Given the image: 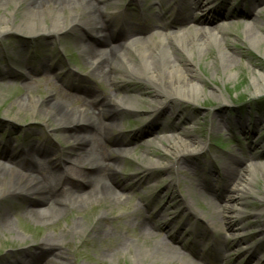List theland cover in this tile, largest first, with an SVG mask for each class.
<instances>
[{
  "label": "rangeland",
  "instance_id": "1",
  "mask_svg": "<svg viewBox=\"0 0 264 264\" xmlns=\"http://www.w3.org/2000/svg\"><path fill=\"white\" fill-rule=\"evenodd\" d=\"M138 1L142 7L154 6V10L159 11L160 0H146L148 4L144 0ZM203 1L208 4L204 6L205 12L212 7L213 21L207 23V29L220 28L226 38L220 46L206 47L200 57L193 54L189 60L185 53H177L179 60L192 68L200 80L203 91L197 99H160L164 102L159 104L154 85L129 78L122 82L119 77L124 88L133 85L141 89L136 94L133 89H127L125 93L134 92L133 97L141 94L145 100L139 101L136 97L132 104L110 111L106 117L114 123L111 134L99 135L97 141H101V149L107 157L114 155V150L120 158L121 169L108 179L114 185L126 184L130 189L122 194V199H132L110 211L106 235L93 238L78 233L71 236L66 249L69 255L66 260L71 264H142L143 260L133 254V249L122 248L117 255L105 253L106 240L110 239L114 244L116 238L123 237L126 241L136 242L141 234L137 226L140 219H145L150 228L158 225V231L154 229L157 235L146 241L145 247L155 245L164 236L183 254L188 246L194 248L195 242H200L201 250H198L205 256L211 253L204 246L210 238L203 236L207 233L217 238H211L209 243L218 240L219 247L224 245L219 253L228 257L226 264L237 260V264H245L251 254L250 260L254 264H264V170L255 171L256 178L244 195L232 190L234 184L227 182L228 172L223 170L230 161L237 169L264 162V88L258 90L253 84L258 81L259 73H264V0ZM0 17H9L6 9H0ZM20 19L18 12L13 23H19ZM221 20L226 21L224 26H219ZM257 22L259 26L255 28ZM187 27L190 25L179 23L168 32L182 33ZM77 30L70 29L60 37L43 34L33 40L11 33L0 40V152L22 157L27 164L29 159L36 164L39 154H44L38 162L43 169L33 172L39 179H43V175L47 178L49 175L51 179L57 172L68 173L72 181L80 182L81 179L75 176L77 169L85 168L75 163L80 148L70 146L66 134L91 130L83 122L55 127L54 121L47 119L42 111L45 104L64 99L72 100V106L80 108L94 91L107 94L115 90L109 77L103 71L95 70L96 60L88 58L84 65L81 59L71 56L78 42L90 38L91 32L85 28ZM12 47L25 55L22 61L16 63L4 59L5 55H11ZM62 47L67 49L72 61L67 60ZM43 55L62 57L70 68L81 74L83 82L72 83L73 89L60 82L65 94L59 92V80L53 71L46 67L31 71L26 67L34 58ZM224 57L233 59L228 68L224 67ZM119 72L123 70L119 69ZM74 85L90 90L78 91ZM124 94L120 93L119 97ZM27 97L38 101L34 111L19 103ZM150 119L153 121L147 123ZM172 135L180 137L182 142L183 151L177 155L164 149L169 147L168 138ZM28 152L35 154L34 159ZM132 184L136 187L131 188ZM28 200L20 193L0 198V222L3 216H8L14 223L11 230L0 229V264H46L49 260L62 259L53 250L38 245V240L45 234L67 231L76 219L90 226L98 212L105 210L98 194L89 196L86 199L88 207L81 211L71 206L73 209L48 220L32 213ZM72 204H81V200H74ZM131 204L140 206L139 210L119 216ZM4 206H9V211H3ZM139 244L143 246V243ZM194 251L197 250L194 248ZM189 258L195 260L194 255L185 254L170 264H190ZM147 264L161 263L149 258Z\"/></svg>",
  "mask_w": 264,
  "mask_h": 264
},
{
  "label": "bare ground",
  "instance_id": "2",
  "mask_svg": "<svg viewBox=\"0 0 264 264\" xmlns=\"http://www.w3.org/2000/svg\"><path fill=\"white\" fill-rule=\"evenodd\" d=\"M119 1L0 0V9H6L9 14V17H0V40L4 35L11 33L24 36L53 34L60 37L62 33L70 29L73 32L78 31L77 29L80 27L85 28L88 33L91 32L97 42L89 43L88 58L96 60L94 63L95 70L104 71L103 73L109 77L111 84L115 88L113 97L117 98L116 100L110 99L104 103L109 94H112L110 91L100 100L101 103L99 102L98 105L89 102L82 104L80 108H76L72 106V100L59 99L54 103L48 101L42 109L45 117L54 121L53 125L55 127L77 122L87 123L90 126L91 133L87 131V133L66 134L69 137L67 143H71L73 147L80 148L75 159V163L77 162L85 167L76 171L75 176L81 179L80 182L72 181L68 173L58 174L57 172L52 175L51 179L49 175L48 178L46 177L47 175H43V179H39L33 172L37 169H43L38 163L40 161L34 164V161L29 159L27 164L22 157H12L10 153L0 152V198L10 197L19 193L24 194L29 198V209L36 216L52 220V218L58 217L65 210H69L71 206L81 211L88 207L86 199L93 195L99 194L102 202H104L105 210L98 212L95 221L90 226L86 225L83 220L76 219L72 221L67 231H60L57 235L45 234L38 240V245L43 246L47 250H53L55 255L62 258L58 260L56 258V261L53 259V262L49 260L46 264H71L69 260H66L69 257L66 252L67 244L73 238L71 236L78 233V235L92 236L93 238L99 235H106L105 226L108 220L111 219L110 211L114 210L116 206L124 204L126 200L132 199L131 197L122 199V194L130 189L126 184L114 185L109 182V176L112 178L114 172L121 169L120 158L115 151H113L114 155L111 154L107 157L101 149V141H97L99 135H110L114 127V123L109 122L106 117L110 110L123 105L126 106L129 103L132 104V101L136 100L137 96L133 97L131 93L124 92L127 89L122 87L121 83L129 78V80H138L147 85H154L156 96L159 100H195L203 91L200 80L194 75L192 68L179 60L177 53H185L189 60L192 59L193 54H198L200 57L206 47L209 45L220 46L226 38L221 33L222 30L220 28L207 29L206 27H200L205 21H209V19L204 20L203 16L198 15L202 11V5H197L198 0H185V3L183 1L185 4L183 7L178 8L175 5L177 9L176 15L175 17L173 16L171 24L168 23L165 28L157 29L161 28V26L155 19V13H151L148 25L152 26V28L147 26L150 32L144 29L146 26L143 25H137L134 28L131 25V21H129V14L127 13L118 34V37L120 36L122 40L118 38L112 39L110 33L112 31L111 20H113V11H110V8L111 5H115ZM163 1L160 0L161 3ZM165 1L168 4V1L172 2L173 0ZM194 5L198 6L196 11H193ZM8 6H12V8L8 9ZM22 6L23 8L20 12L19 9ZM18 12L21 15V19L19 23L14 24L13 20ZM189 18L191 22H186L187 25H193L187 28L186 31L168 33L167 30L172 27L171 25L174 26L177 21L184 22ZM258 26V22L254 24L255 28H258ZM76 36L79 35L76 34ZM81 37L83 38V35ZM250 40L252 42L257 41L254 39ZM11 52H15L13 47ZM15 57L16 61L23 60L20 52ZM223 62L224 67L228 68V66L233 64V59L224 57ZM119 69H122L123 72H119ZM119 77L122 82L119 81ZM256 79L258 81H255L256 83L253 82L254 87L258 90L260 87L264 88V73H259ZM261 81L263 83H260ZM82 89L85 90V88ZM29 90L27 88L28 92ZM137 90L141 91V89ZM59 92L65 94V90L60 89ZM122 92L125 94L123 93V97H119ZM137 98L139 101L145 100L141 94ZM163 102V100H160L159 104ZM19 103L23 108H27L30 111H34L38 107V101L29 97L20 100ZM168 140L169 147H164L167 152L177 155L183 151L180 137L172 135ZM71 151L74 152L76 150ZM27 154L34 159L35 154L32 155L30 152ZM258 169L264 170V162L261 164H246L244 169H237L234 166V162L230 161L223 170L226 173L228 172V175H226L227 182L234 184L232 190L237 192L238 195H244L248 192V185L255 180V171ZM74 200H81V204H72ZM139 207L136 204H131L118 214L120 216L122 213H134L139 210ZM9 209L10 207L6 206L3 211L7 212ZM3 215L7 214L4 213ZM13 224L8 216H3L0 222V229L9 228L11 230ZM147 224L148 222L145 219H140L138 222L137 226L141 234L138 235L136 242L126 241L127 239L123 237L120 239L116 238L114 244H111L110 239L106 240L105 253L110 252L113 255H117L123 250L122 248L133 249V252L135 250L133 254L138 259L143 260L142 264H147L149 258L161 264H170L179 256L189 255L186 251L183 254L181 249L164 236L160 237L155 242V245L145 247L146 241L148 242L151 237L157 235L154 229L158 228L155 223L153 225L154 229L147 226ZM134 243L137 244L134 245ZM139 243H143V246ZM101 247L98 249L100 250ZM189 250L190 253L193 252L191 249ZM198 257L202 261L205 260L204 256L199 255ZM190 264H201V262L197 259H190Z\"/></svg>",
  "mask_w": 264,
  "mask_h": 264
}]
</instances>
